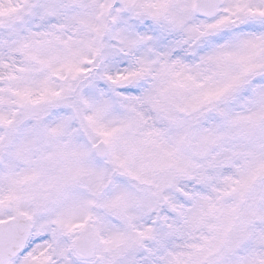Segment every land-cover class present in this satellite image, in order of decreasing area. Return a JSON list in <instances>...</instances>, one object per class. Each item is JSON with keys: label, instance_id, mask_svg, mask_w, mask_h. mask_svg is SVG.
Returning <instances> with one entry per match:
<instances>
[{"label": "snow or ice", "instance_id": "obj_1", "mask_svg": "<svg viewBox=\"0 0 264 264\" xmlns=\"http://www.w3.org/2000/svg\"><path fill=\"white\" fill-rule=\"evenodd\" d=\"M0 264H264V0H0Z\"/></svg>", "mask_w": 264, "mask_h": 264}]
</instances>
